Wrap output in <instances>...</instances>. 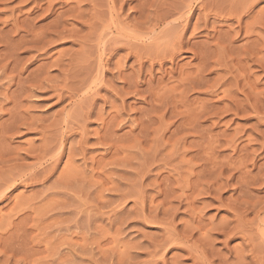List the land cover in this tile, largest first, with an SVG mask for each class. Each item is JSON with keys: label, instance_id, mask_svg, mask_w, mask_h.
I'll use <instances>...</instances> for the list:
<instances>
[{"label": "rangeland", "instance_id": "rangeland-1", "mask_svg": "<svg viewBox=\"0 0 264 264\" xmlns=\"http://www.w3.org/2000/svg\"><path fill=\"white\" fill-rule=\"evenodd\" d=\"M0 264H264V0H0Z\"/></svg>", "mask_w": 264, "mask_h": 264}]
</instances>
